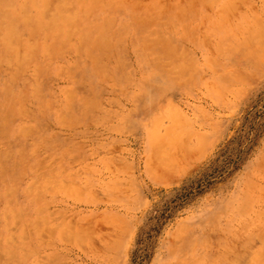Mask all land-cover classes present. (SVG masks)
<instances>
[{
    "label": "rangeland",
    "instance_id": "374dc122",
    "mask_svg": "<svg viewBox=\"0 0 264 264\" xmlns=\"http://www.w3.org/2000/svg\"><path fill=\"white\" fill-rule=\"evenodd\" d=\"M0 19V264L264 253V0H0Z\"/></svg>",
    "mask_w": 264,
    "mask_h": 264
},
{
    "label": "bare ground",
    "instance_id": "6f19581e",
    "mask_svg": "<svg viewBox=\"0 0 264 264\" xmlns=\"http://www.w3.org/2000/svg\"><path fill=\"white\" fill-rule=\"evenodd\" d=\"M34 1V0H33ZM51 1V0H50ZM108 2V1H107ZM34 3V2H33ZM48 3V2H47ZM59 3V2H58ZM52 5H53V3H51ZM24 5V4H23ZM27 5V4H26ZM35 5V4H34ZM33 5V6H34ZM47 5V4H46ZM109 5V4H108ZM7 7V6H6ZM25 7V6H24ZM57 8H58V6H57ZM60 8V7H59ZM48 9V8H47ZM32 12V11H31ZM60 12V10L58 9V11H57V13H59ZM42 14H43V12H41ZM47 13H48V11H47ZM24 14H26V13H24ZM52 14V13H51ZM6 15V14H5ZM45 15V14H44ZM43 15V16H44ZM53 16V15H52ZM45 17V16H44ZM43 17V18H44ZM25 19V18H24ZM26 19H27V17H26ZM1 20V19H0ZM3 20V19H2ZM13 26V25H12ZM49 26V25H48ZM49 27H51V26H49ZM14 33V32H13ZM14 35V34H13ZM15 36H16V34H15ZM19 36V35H18ZM21 37V36H20ZM2 39H3V37H2ZM20 39H22V37L21 38H19V41H20ZM4 40V39H3ZM17 40V39H16ZM27 41H29V40H27ZM75 44V43H74ZM15 48H17L16 46H14ZM18 53H20V52H18L17 51V57H18ZM16 54V53H15ZM16 60H18V59H16ZM19 62V61H18ZM9 64V63H8ZM2 66V65H1ZM13 228H11V230H12ZM21 238H23V236L21 237ZM26 238V237H25ZM10 241H13L12 240V238H11V240ZM7 243V242H6ZM1 257V256H0ZM8 260V259H7ZM37 262H39L38 260H36ZM5 264H6V262H4ZM252 263L253 264H264V253H261V254H258L254 259H253V261H252ZM8 264V263H7Z\"/></svg>",
    "mask_w": 264,
    "mask_h": 264
}]
</instances>
